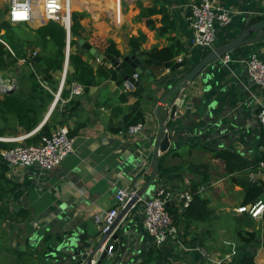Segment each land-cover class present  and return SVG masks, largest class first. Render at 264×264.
I'll use <instances>...</instances> for the list:
<instances>
[{
  "label": "crops",
  "instance_id": "1",
  "mask_svg": "<svg viewBox=\"0 0 264 264\" xmlns=\"http://www.w3.org/2000/svg\"><path fill=\"white\" fill-rule=\"evenodd\" d=\"M105 1L86 13L91 14L124 56L132 53L130 39L145 35L141 52L147 56H135L144 61L151 75L140 77L141 95L125 91L124 84L120 86L115 81L102 79L80 96L71 97L69 93L62 97L63 91L59 98L54 94L44 121L57 109L52 132L67 128L75 140L74 153L51 171L8 167L9 185L4 202L0 203V232L4 230L7 236L6 243L0 244V264H69L75 253L100 242V220L118 207V190L141 189L152 174L160 128L159 105L171 140L167 152L159 153V166L179 170L165 176L158 173L144 199L154 197L156 190L163 188L169 195L170 205L181 209L180 194L188 190L192 193L193 186L197 185L198 195L213 211L207 223L181 226L177 241L166 244L168 256L173 264H218V260H223L221 264H234L233 257L226 258L237 248H231L236 241L232 237L235 229L221 222L238 215L236 209L243 206L245 198L244 183L264 184L261 165L264 131L257 117L264 95L250 78L245 64L253 54L264 61V29L260 42L230 54L229 65L220 60L181 89L180 104L171 118L169 104L176 92L162 105L161 98L203 58V50L193 44L192 1L122 0L121 4L119 0ZM218 2L234 13L229 26L217 27L216 46L236 39L247 25L264 21V0ZM126 7L129 8L127 15ZM148 9H156L158 13L149 16ZM88 22L92 21L84 19L82 25L86 28ZM124 26L128 31L126 36H120ZM255 36L257 32L249 38ZM154 51L164 52L181 66L177 70L150 66L146 61L149 53L150 59L158 61ZM123 96L128 97L127 102L122 101ZM137 107L145 116L144 133L132 136L126 131H115L123 127L125 116ZM30 136L7 133L0 141L19 146ZM219 154L239 158L232 159L233 172H228L227 163L217 157ZM192 166L198 168L190 171ZM14 185L16 190L11 193ZM261 200L264 201V195ZM16 214L20 215L17 222L8 220ZM255 223L261 239L250 249L255 251L256 264H264V219ZM127 225L130 227L128 238L113 254L112 264H145L149 250L156 245L144 227L143 206L130 211L123 220V226ZM242 227L252 231L245 224ZM15 240L21 243H14ZM200 249L206 250L210 259L204 258Z\"/></svg>",
  "mask_w": 264,
  "mask_h": 264
},
{
  "label": "trees",
  "instance_id": "2",
  "mask_svg": "<svg viewBox=\"0 0 264 264\" xmlns=\"http://www.w3.org/2000/svg\"><path fill=\"white\" fill-rule=\"evenodd\" d=\"M7 12L8 7L0 14V75L9 79L16 78L17 87L11 92L0 90V138H3L8 131H10L9 134L12 136H17L21 133L30 135L41 126L49 106L54 101V94L58 91V89L54 88V85L60 83V76L65 69L68 37L66 28L53 21L37 29L28 28L27 32L17 27H11L8 21L3 20ZM144 12L145 10L143 13ZM147 13V15L151 16L158 13V11L156 9H148ZM87 17L88 14L86 12H74L72 14L70 29L71 51L66 77V87L62 92V97L68 96L70 91L67 89V86L73 83H79L85 87L86 91H89L90 88L98 84L99 79L115 81L120 86L125 82L116 69L109 68L105 62L101 64L96 63L95 58L81 46L80 40L84 39L85 41H89V34L82 25V21ZM2 32L5 33L2 34ZM145 40L146 37L143 34H140L139 37H132L130 39V45L132 46L131 52L134 55L147 56V53L141 52V47ZM27 49L31 50L30 56L27 54ZM36 49H40V53L38 52L39 60H37V57H32V53ZM98 51L104 55H111L116 60H120L122 62V68L128 75L132 76L135 74L130 66L124 62L126 56L122 55L117 49V44L113 40H108L103 50L98 49ZM207 53L208 51H203L202 57ZM86 55L90 56V58H93L95 61L92 63L89 59H85ZM149 56L150 53L146 61L154 68H170L171 70H177L181 66L175 63L171 56H165L164 52H156L155 58L158 59V61L150 59ZM152 57H154V53ZM21 60H25V64L22 66L19 65ZM122 101L127 102L128 97L123 96ZM56 110L52 113L50 119L43 127L36 134L25 139L22 145H38L44 136L51 135L52 125L57 115ZM144 121V113L140 107H137L125 116V124L123 127L115 131L127 132L129 127L144 123ZM77 130H79V128H77ZM13 147H16V144L0 141V152ZM217 157L226 161L228 172L230 173L233 172V169H231L232 159H239L229 154H219ZM196 168L198 167L192 166L190 171ZM178 170L179 169L168 170L162 165L159 166V174L161 176L168 175L172 171ZM7 171L8 166L2 161L0 156V203H3L5 200L6 187L9 185L6 177ZM15 187L17 186L14 185V188H11V193L16 190ZM243 188L245 191V198L242 203L243 206L256 203L261 200L264 195L263 183L247 182L244 183ZM192 195L193 202L185 211L173 207L172 205L167 207L173 218L174 226L178 230L181 226L188 227L192 222L207 223L212 219L211 215L213 211L208 208V202L198 195L197 185L193 186ZM19 218L20 215L16 214V216L8 220L17 222ZM25 218L26 217L22 218L24 222L27 221ZM228 221H232L233 224H235L234 229L238 240L233 263L256 264L255 251L250 248H255L256 244L261 239V232L259 229H256L255 220L249 215L243 214L236 216L232 215V219L230 218ZM242 224L252 228V231L246 230L245 227H242ZM168 252L169 250L166 245L161 248L156 246L151 247L147 254L145 264L151 262H154L151 264H173L168 256Z\"/></svg>",
  "mask_w": 264,
  "mask_h": 264
},
{
  "label": "built area",
  "instance_id": "3",
  "mask_svg": "<svg viewBox=\"0 0 264 264\" xmlns=\"http://www.w3.org/2000/svg\"><path fill=\"white\" fill-rule=\"evenodd\" d=\"M9 13L7 21L14 25H31L42 26L49 22H56L62 25L66 30L71 27L72 14L74 12H86L82 0H8ZM122 0H119L121 4ZM193 11V29H194V46L203 51H210L215 48L217 42V27H227L232 23L233 11L226 9L218 0H191ZM81 8V9H80ZM264 15V13H263ZM8 47V46H7ZM9 49V47H8ZM10 50V49H9ZM11 51V50H10ZM12 52V51H11ZM32 57H38V52H34ZM222 61L229 65L232 61L231 55H226ZM25 64V60L20 61V65ZM248 74L253 82L258 85L264 95V61L257 55L253 54L245 60ZM1 76V75H0ZM134 81H139L140 75L131 76ZM9 78H0V90H5L4 81ZM16 85V80L10 78ZM66 87V76L62 75L60 87L57 91V97ZM71 97L80 96L84 93L85 87L79 83L69 85ZM125 91L134 92L136 86L134 82L127 80L124 82ZM258 122L264 131V99L258 112ZM145 124L139 123L129 127L127 134L136 136L144 133ZM75 140L70 136L69 130L65 127L54 130L50 136H44L38 145L33 146H16L11 149L0 152L2 161L10 169L36 167L43 171H51L58 167L69 155L74 153ZM264 166V161L261 164ZM139 189L123 187L118 190L116 198L118 207L108 212L102 220L101 235H106L111 226L114 224L119 213L128 205L133 196ZM182 202L181 209L185 211L193 202L191 191H184L179 196ZM169 195L163 188L156 190L154 197L148 199L143 205L144 227L148 234L153 238L157 247H162L170 242H175L179 238V230L174 226L173 218L167 209ZM238 215H249L256 221L264 219V201L259 200L248 206H241L236 209ZM111 236L109 237V239ZM108 239V240H109ZM113 247H110L108 255ZM89 254L91 251L88 252ZM200 253L206 259H210L209 253L200 249ZM235 251L226 259L235 256ZM223 260H218L221 264ZM92 264H97L94 260Z\"/></svg>",
  "mask_w": 264,
  "mask_h": 264
},
{
  "label": "water",
  "instance_id": "4",
  "mask_svg": "<svg viewBox=\"0 0 264 264\" xmlns=\"http://www.w3.org/2000/svg\"><path fill=\"white\" fill-rule=\"evenodd\" d=\"M44 25L46 24H43L42 26ZM70 29L71 27L67 29L68 37H67V47H66V62L64 69L65 76L67 75V71L69 67V57L71 50ZM263 29H264V21H261L251 26L247 25L236 39L218 45L214 49L210 50L199 61V63H197L186 75L181 77V79L178 81V83L173 87V89L169 93H167L165 96L161 98L160 103L162 105L164 101H166L174 92H176L174 97L170 101L169 104L170 109L168 116H170L171 118L175 117V114L177 112V107L180 104L179 96L181 94V89L187 88L202 74V72L208 66L222 60L226 55H230L233 52H235L237 49H240L244 46H248L260 42L263 38ZM255 32H257V36H255V38L253 39H250L249 37ZM80 44L83 47V49L89 52V54L93 56L99 63L105 62L106 65L116 69L119 72L120 76L124 79V81L130 80L134 82L136 86V92L138 95H141L143 93V86L141 85L140 81H134V79H132L131 76L126 73V71L122 68V62L120 60H116L111 55L102 54L100 51H98L96 47L92 45V43L85 41L84 39L80 40ZM37 60H39V57H37ZM124 62L127 63L130 66V68L140 76L151 75V71L148 68V66L144 63V61L141 58L135 56L133 53H129L124 58ZM4 86L6 88L5 89L6 92H11L15 88L14 83L10 79H6L4 81ZM59 87L60 84L54 85L55 89H59ZM68 89H70L69 86ZM157 116L160 122V128L154 149L153 170L151 176L147 178L146 185L143 188L139 189V191H137V193L133 196V198L128 203V205L119 213L114 224L111 226L109 232L106 235L102 236L100 242L93 245L91 248L87 250L82 249L81 251L75 253V255H73L70 258L69 262L67 263L92 264L94 260L97 261V264H103L104 261H106L104 264H112L114 262L113 258L108 255V251L110 250V247H113L111 253L115 254L116 252L119 251L120 243H123L125 240H127L128 238L127 234L129 233L130 227L129 225H127L126 227L123 226V220L125 221L127 215L134 207L143 206L144 203L148 200V198L144 199L146 197V192L152 186V184H155V180L159 173V163H160L159 153L167 152L171 144L169 133L167 132V125L165 123V120L161 116L160 105L157 107ZM46 122L47 121H43L41 126L31 135L36 134ZM170 204H171L170 202L167 203V207L170 206ZM110 236L111 238L109 239ZM89 251H91L90 254L88 253Z\"/></svg>",
  "mask_w": 264,
  "mask_h": 264
},
{
  "label": "rangeland",
  "instance_id": "5",
  "mask_svg": "<svg viewBox=\"0 0 264 264\" xmlns=\"http://www.w3.org/2000/svg\"><path fill=\"white\" fill-rule=\"evenodd\" d=\"M105 1V0H104ZM104 1H102V0H99V2H104ZM106 1H110V0H106ZM105 1V2H106ZM111 1H114V0H111ZM135 3H136V1H135ZM100 4V3H99ZM98 4V5H99ZM8 7V12L4 15V18H3V20H6L7 21V17H8V13H9V1L8 0H0V14L6 9ZM85 11L86 10H90V11H92L93 9H84ZM126 10H127V13H125V15H127L128 14V11H129V8L128 7H126L125 8V12H126ZM87 14H88V12H87ZM86 20H91L92 22H88L87 24H85L86 25V29H87V32H88V34H89V41L88 42H90V43H92V45L94 46V47H96L97 49H100V50H103V48L105 47V45L107 44V42H108V40H112V38H109V37H106L105 36V32L100 28V26L99 25H97V23L96 22H94L93 21V19L91 18V14H88V17L86 18ZM96 20H99V19H97L96 18ZM94 23H95V25H94ZM124 23V22H123ZM126 24H127V22H125ZM11 25V27H17V28H20V29H22V31L24 30V31H28V28H30V29H37V28H39L40 26H31V25H14V24H10ZM130 27V26H129ZM127 31H128V28L126 27V26H124L123 27V29H122V31L120 32V36H126V33H127ZM5 32H2V34H4ZM1 35V34H0ZM24 49H26V48H24ZM27 51V54H28V56H30V54H31V50H26ZM39 52L40 53V49H36L34 52ZM33 52V53H34ZM32 53V54H33ZM87 57H88V59H90L91 61H95L94 59H91L90 58V56H88V55H86ZM96 63H99L97 60H96ZM19 65H20V63H19ZM20 66H22V65H20ZM64 73V72H63ZM63 75V74H62ZM3 78H5L4 76H2ZM59 77V76H58ZM61 77V76H60ZM0 78H1V76H0ZM59 79V78H58ZM60 84V83H59ZM17 85V84H16ZM16 85H15V88H16ZM0 97H1V94H0ZM0 125H1V123H0ZM10 131H8V133H9ZM20 146V145H19ZM21 146H25V145H21ZM2 220V218H0V221ZM221 224H223V225H226V226H229V227H231V229H233V228H235V224H233V222L232 221H228L227 219H225V220H222V222H221ZM4 226V225H3ZM2 228H4L5 230H8V227L7 226H4V227H2ZM27 229V228H26ZM6 237L7 236H5V232H4V230H2L1 232H0V244L1 243H6ZM232 237L236 240L235 242H234V244L233 245H231V248L234 246L235 248H236V245H237V238H236V233H235V231H233L232 232ZM14 243H17V244H19V243H21V241L20 240H15L14 241Z\"/></svg>",
  "mask_w": 264,
  "mask_h": 264
},
{
  "label": "bare ground",
  "instance_id": "6",
  "mask_svg": "<svg viewBox=\"0 0 264 264\" xmlns=\"http://www.w3.org/2000/svg\"><path fill=\"white\" fill-rule=\"evenodd\" d=\"M86 7L84 9H94L100 2L99 0H82ZM81 9V8H80Z\"/></svg>",
  "mask_w": 264,
  "mask_h": 264
}]
</instances>
